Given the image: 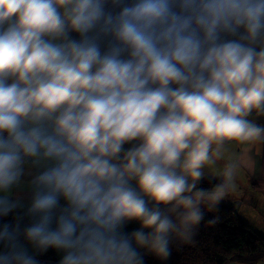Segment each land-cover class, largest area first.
<instances>
[{"label":"clouds","instance_id":"9594fccd","mask_svg":"<svg viewBox=\"0 0 264 264\" xmlns=\"http://www.w3.org/2000/svg\"><path fill=\"white\" fill-rule=\"evenodd\" d=\"M261 118L264 0H0V264H163Z\"/></svg>","mask_w":264,"mask_h":264},{"label":"trees","instance_id":"16d2710c","mask_svg":"<svg viewBox=\"0 0 264 264\" xmlns=\"http://www.w3.org/2000/svg\"><path fill=\"white\" fill-rule=\"evenodd\" d=\"M220 180L201 181L199 187L211 189ZM202 207L205 217L194 236L176 240L172 255L163 264H257L264 261V237L242 221L234 207L222 202H205ZM9 222H13V216L0 218V224ZM24 222L27 223V218ZM137 227L130 224L127 231ZM53 254L50 250L41 258L50 259ZM145 264H161V261L146 255Z\"/></svg>","mask_w":264,"mask_h":264},{"label":"crops","instance_id":"0c3cea01","mask_svg":"<svg viewBox=\"0 0 264 264\" xmlns=\"http://www.w3.org/2000/svg\"><path fill=\"white\" fill-rule=\"evenodd\" d=\"M256 122L264 124V118L257 119ZM241 155L235 148L225 153L223 159L217 161L215 166H206V176L202 181L221 178L225 163L229 159H239ZM243 158L244 163L235 180V187L227 192L224 196L225 202L222 203L234 207L239 218L247 224L261 225L264 224V144L257 143ZM258 233L264 237L263 233ZM39 259L41 264H58L59 256L54 251L52 258ZM257 264H264V261Z\"/></svg>","mask_w":264,"mask_h":264},{"label":"rangeland","instance_id":"374dc122","mask_svg":"<svg viewBox=\"0 0 264 264\" xmlns=\"http://www.w3.org/2000/svg\"><path fill=\"white\" fill-rule=\"evenodd\" d=\"M219 202H225V199L223 198L221 201H219ZM250 226L254 229V230H256L257 232H261V233H263L264 234V224H257V223H250ZM259 230V231H258Z\"/></svg>","mask_w":264,"mask_h":264}]
</instances>
